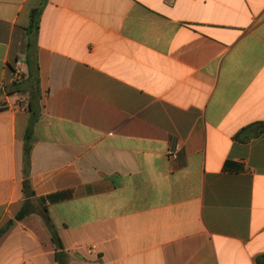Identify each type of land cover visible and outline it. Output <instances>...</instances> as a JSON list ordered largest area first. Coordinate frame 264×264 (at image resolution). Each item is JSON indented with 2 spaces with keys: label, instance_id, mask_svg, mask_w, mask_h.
Masks as SVG:
<instances>
[{
  "label": "crops",
  "instance_id": "crops-1",
  "mask_svg": "<svg viewBox=\"0 0 264 264\" xmlns=\"http://www.w3.org/2000/svg\"><path fill=\"white\" fill-rule=\"evenodd\" d=\"M31 54L36 212L0 264H57L43 207L67 264H257L264 132L235 136L264 123V0H0V229L26 200Z\"/></svg>",
  "mask_w": 264,
  "mask_h": 264
},
{
  "label": "trees",
  "instance_id": "trees-1",
  "mask_svg": "<svg viewBox=\"0 0 264 264\" xmlns=\"http://www.w3.org/2000/svg\"><path fill=\"white\" fill-rule=\"evenodd\" d=\"M39 15V9H35L31 13V27L38 29V25H36V18ZM30 46V44H29ZM27 74L23 75V78L20 82L14 83L15 88L18 90H23L25 93L29 94V101L27 108L32 113V121L29 125L26 135H25V148H24V162H25V180H24V194H25V203L21 210L15 216V220H10L0 229V237H2L7 231L14 225L15 221L23 220L27 215L35 213V207L33 205L32 199L35 197V193L32 189V184L29 180V170H30V153L32 148V135H33V123L38 119V113L40 108V76H39V64L36 55L31 54L27 59ZM256 127L257 131L254 135L248 136L247 132ZM264 132V123H260L257 125H253L247 128H244L241 132H239L236 136V140H240L243 142H248L252 137L258 136ZM38 203L42 205L44 201L43 198H36ZM41 215L43 216L49 230L51 231L52 242L56 246V262L57 264H67V254L63 251L64 246L62 244L61 238L57 232L55 225L53 224L51 218L48 215L47 209L42 208ZM257 264H264V255L257 258Z\"/></svg>",
  "mask_w": 264,
  "mask_h": 264
},
{
  "label": "built area",
  "instance_id": "built-area-1",
  "mask_svg": "<svg viewBox=\"0 0 264 264\" xmlns=\"http://www.w3.org/2000/svg\"><path fill=\"white\" fill-rule=\"evenodd\" d=\"M24 64L22 61H17L13 68V82H20L24 75ZM175 156V155H174Z\"/></svg>",
  "mask_w": 264,
  "mask_h": 264
}]
</instances>
